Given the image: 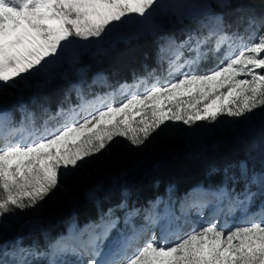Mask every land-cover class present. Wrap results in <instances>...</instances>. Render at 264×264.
Instances as JSON below:
<instances>
[{
    "label": "snow or ice",
    "instance_id": "obj_1",
    "mask_svg": "<svg viewBox=\"0 0 264 264\" xmlns=\"http://www.w3.org/2000/svg\"><path fill=\"white\" fill-rule=\"evenodd\" d=\"M157 6L178 11L190 7L182 2L163 5L160 0H0V88L14 87L53 63L74 39L101 38L132 16L149 20ZM257 23L264 24V18L259 22L250 18L249 28ZM238 39V49L227 52L215 67L197 71L199 54L191 61L174 62L178 78L157 81L143 93H130L122 102L107 104L57 130L33 132L23 122L8 127V114L0 112V127L6 129L0 134V218L35 207L73 170L109 150L117 138L140 147L169 122L191 127L220 116L246 117L264 108V32L252 31ZM251 39L254 42L248 43ZM242 176L245 189L235 197L240 207L256 195L249 184L264 192V173L248 177L242 169ZM109 232H94L79 249L60 241L49 247L53 256L71 250L81 264H264V216L230 227L213 220L182 238L170 240L161 233L136 247L125 240L105 253ZM12 254L0 253V264H7L5 257Z\"/></svg>",
    "mask_w": 264,
    "mask_h": 264
},
{
    "label": "trees",
    "instance_id": "obj_2",
    "mask_svg": "<svg viewBox=\"0 0 264 264\" xmlns=\"http://www.w3.org/2000/svg\"><path fill=\"white\" fill-rule=\"evenodd\" d=\"M237 2L241 3L240 13L228 11L229 5L217 9L223 24L221 34L234 40L254 31L256 25H247L250 18L257 22L264 18V0ZM216 8L212 5L210 10L214 12ZM187 22L170 20L151 34L81 55L69 66L71 80L30 77L17 81L14 87L0 88V112H10L16 122L24 116L25 124L29 119L35 124L53 119L57 111L75 102L68 89L69 83L76 80L73 74L79 70L90 75L104 73L113 88L135 79L162 76L167 61L161 44L167 36L177 42L191 38V43L207 50L208 58L199 63L198 69L204 72V65L210 64L215 55H210L206 39L194 34V27L187 26ZM242 169L247 170L248 177L264 173V130L239 136L223 133L215 143L203 148H188L174 139L147 140L140 147L115 143L73 170L62 180L61 187L35 207L0 218V253H13L5 257L7 264H47V256L33 253L50 251V244L65 235L72 222L78 227L95 223L110 214L125 213L132 205L146 210L160 197L175 209L180 196L195 185L223 187L227 192L241 194L246 185ZM254 185H248L250 191Z\"/></svg>",
    "mask_w": 264,
    "mask_h": 264
},
{
    "label": "rangeland",
    "instance_id": "obj_3",
    "mask_svg": "<svg viewBox=\"0 0 264 264\" xmlns=\"http://www.w3.org/2000/svg\"><path fill=\"white\" fill-rule=\"evenodd\" d=\"M237 1L240 0H160V4L163 5L182 2L190 5V7L178 11L171 7L161 8L157 6L149 20H144L138 16H132L122 23L113 25L111 30L101 38H92L88 41L74 39L73 45L66 48L53 63L46 65L39 71L33 72L20 80L26 81L30 77L40 80L65 77V79L71 80L72 73L68 75L69 66L77 61L81 55L98 52L106 45L117 41H127L144 34H151L170 20H188L187 26L194 27V34H198L199 37L206 39V45L211 52L210 55H215L213 56L214 59L210 61V64L204 65L206 68L205 71H207L215 67L222 60H225V54L233 49H238L241 43V40L230 39L229 36H223L221 34L223 26L222 18L217 11V9L224 5H229L228 11L240 13L241 10L239 7L241 3ZM212 5L217 7L214 12L210 10ZM247 25H249V22H247ZM248 29L249 28H247V30ZM254 31L257 34L259 32H264V24L256 25ZM252 42H254V39L248 40V43ZM226 47L228 49L223 51L222 49ZM206 51L207 50L202 51V48L200 49L198 44L191 43V38L177 42L173 36H167L161 44L162 56L166 59L165 61H167V68L164 74L159 77L152 75L148 78L132 80L128 84H122L125 86L124 89L121 88L122 85L117 88L111 87L104 73L90 75L84 70H79V72L73 74L76 80L69 83L68 89L74 96V104H70L68 108H65L64 112L60 110L57 111L54 115L55 118L53 119V123L50 125L38 124L37 126L28 125L24 127L29 131L43 133L46 130L53 131L60 129L61 126L70 124L73 121H82L86 114L94 113V111L110 103L118 104L130 93H143L147 86L157 81L163 84L164 82L178 78L180 73L173 72L174 62L175 64H180L191 61L199 54L201 56L199 60L200 63L203 59L208 58ZM192 54L193 56H190ZM189 57H191V59ZM199 63L195 66L196 70L199 69ZM187 70V67L182 69V71ZM138 83L139 86L135 87L134 85ZM3 113L8 114L11 122L8 127L14 126V120L11 119L10 113ZM30 123L35 124L37 122L30 121ZM263 130L264 108H258L246 117L229 118L227 116H220L215 122L200 121L191 127L185 126L182 123L169 122L164 126L163 130L153 134L149 140L174 139L188 148H203L205 144L215 143L223 133L239 136L243 133ZM5 131V128L0 127V134H3ZM117 143L121 145H130L123 138H117L116 144ZM96 156L89 158L87 163ZM262 173L263 172L255 174ZM222 188L223 187L211 186L203 188L201 185L190 187L180 196L175 209L172 206L168 208L167 228L161 229L162 231L159 230L161 226H159L160 223L156 222V220L152 224V220L156 219L154 216L157 213V205H160H156V203L160 201L158 199L151 208H146V210L138 209L135 205H132L131 209H127L125 213L119 211L115 216L110 214L107 219H103V222L102 220L99 221L97 225L89 224L84 227H70L68 229L69 232L59 241L63 246L69 249H79L89 241L94 232L99 233L106 229H110L108 241L104 245L105 253H107L109 249L115 250L121 247V244L125 240L131 242L132 247H136L137 244L142 245L144 241L150 239L153 235L159 237L161 233L169 235L170 240L182 238V236L193 227L206 225L213 220L218 221L221 226L227 225L230 227L239 225L248 218L260 219L264 216V192H261L258 185H256V188L254 185V188L251 190V192L256 193V195L243 207L238 206L236 203L235 197L239 193L229 191L227 195H223L220 191ZM240 199H243V196H240ZM167 205L168 203L164 208H167ZM211 205L216 207L211 212L209 210L205 211L210 208ZM172 209L174 211H172ZM116 216L119 219L116 218ZM20 254L29 255L27 252ZM83 259L86 260L87 258ZM45 261L47 264H53V261L54 264H81V258L75 255L71 250L55 256H53L50 251Z\"/></svg>",
    "mask_w": 264,
    "mask_h": 264
},
{
    "label": "bare ground",
    "instance_id": "obj_4",
    "mask_svg": "<svg viewBox=\"0 0 264 264\" xmlns=\"http://www.w3.org/2000/svg\"><path fill=\"white\" fill-rule=\"evenodd\" d=\"M213 205L210 206V208H208V210L211 212L216 206H214L213 208ZM159 226H162V223L159 224ZM155 230V229H154ZM109 251V250H108Z\"/></svg>",
    "mask_w": 264,
    "mask_h": 264
}]
</instances>
